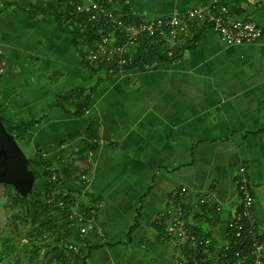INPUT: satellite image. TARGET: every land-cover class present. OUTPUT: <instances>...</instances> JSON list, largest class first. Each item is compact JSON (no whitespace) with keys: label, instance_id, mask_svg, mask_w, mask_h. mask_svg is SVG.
Segmentation results:
<instances>
[{"label":"crops","instance_id":"crops-1","mask_svg":"<svg viewBox=\"0 0 264 264\" xmlns=\"http://www.w3.org/2000/svg\"><path fill=\"white\" fill-rule=\"evenodd\" d=\"M104 1L146 18L224 5L236 18L254 20L261 35L226 44L199 27L179 60L155 58L114 72L84 62L59 26V0H0V116L10 125L35 121L21 143L41 173L88 161L85 185L69 177L57 190L96 208L103 230L87 233L73 264H177L175 241L154 217L180 187L187 189L192 229L223 246L225 218L239 208L242 165L264 229V0ZM88 93L86 109L73 114L76 99ZM45 183L40 176L41 192ZM206 192L213 204H197Z\"/></svg>","mask_w":264,"mask_h":264},{"label":"built area","instance_id":"built-area-1","mask_svg":"<svg viewBox=\"0 0 264 264\" xmlns=\"http://www.w3.org/2000/svg\"><path fill=\"white\" fill-rule=\"evenodd\" d=\"M59 2L70 28L75 27L81 33L88 32V25L109 28V32L101 34L97 41L84 46L86 62L92 66L101 65L106 70L112 65L119 68L132 65L139 44L146 40L162 43V54L175 62L179 60L176 54L192 39L193 31L206 23L226 44L252 43L261 35L254 20L236 18L224 5L214 4V12L204 7H194L146 18L135 10L116 9L104 0ZM2 70L0 66V73ZM80 161L81 158L75 161L76 167L68 181L85 185L88 161L85 160L87 165L82 168L77 165ZM46 170L49 176L46 181L55 183L46 198L56 208V228L42 237L51 241L53 247L64 250L67 264H73V255L79 254L87 233L95 230L98 236H103V230L97 222L96 208L72 191L57 192L65 183L64 178L60 179L61 166L51 165ZM235 183L240 198L239 208L225 218L227 242L219 248L211 237L196 232L190 226L187 189L180 187L171 192L170 204L155 215L154 223L162 228L166 238L174 239L178 248L177 264H264V229L258 225L254 192L244 165L239 167ZM59 194H70L72 197L69 200L56 198ZM196 201L199 205L213 204V195L206 192ZM215 212L220 214L222 206L216 205ZM73 231L76 232V240L72 238Z\"/></svg>","mask_w":264,"mask_h":264},{"label":"trees","instance_id":"trees-1","mask_svg":"<svg viewBox=\"0 0 264 264\" xmlns=\"http://www.w3.org/2000/svg\"><path fill=\"white\" fill-rule=\"evenodd\" d=\"M58 6H60V4ZM39 12H44V13L47 12L48 13V12H50V10L48 11V10L42 9V10H39ZM55 15H56V18L58 20L59 26L64 31L71 34L73 42L76 44V46H78V48L81 52L80 54H81L84 62L86 63L85 54L82 53V49L80 48V46L81 45H83V46L91 45L92 43H94L95 41L98 40V38L101 34L108 33L109 28L107 26H104V25H97L95 27H91L88 25L87 26L88 32L87 33H81L75 27H73V28L68 27V25L66 23V14L65 13L55 12ZM202 27L208 28V27H210V24L206 23ZM203 28H201V29H203ZM198 31L199 30H196L194 35H193V38L191 40H189L185 45H183L179 49L178 53L175 56L177 59H180L183 51L186 48H190L191 46L194 45V43L196 42V40L199 37ZM162 49H163L162 43H156V42H153L151 40H146V41L142 42L141 44H139L132 65L124 66L123 68H119L115 65H112V66L107 67V71H109L111 69L115 72V71H119L122 69H128V68H131V67H133L139 63L150 64L155 60V58L171 60L162 54V52H161ZM88 101H89V93L86 94L85 96H82V97L79 96V98H77L75 101V108L72 111V113L75 115L81 114L86 109V107L88 105ZM0 118H1L2 122L5 124L7 131L10 132L11 134H14L17 142H18V140H20V141L22 140V138H23L24 134L26 133L28 127H30L32 123H35V121H33V122H29V123L11 124L10 125V124L5 123L1 116H0ZM90 138L96 139L97 135L93 134ZM33 162L34 161L30 157H28V167L34 173V184H33L32 192L30 194V198L26 200L24 198L18 197L15 194V192L13 191L12 186H10V189H11L10 196L15 202L25 203V205L27 206V209H29L32 213L35 214V216L39 219L40 230H41V234L43 235L44 233H46L48 231H52L56 228V219L54 218V213L56 212V208L53 206V204L47 202V198H46L47 192L52 191L53 187L55 186V183L52 184V183L46 181L45 186H44V190L41 192L37 188V181L39 180V177L42 175H44L45 179L48 180V178H49L48 172L45 168L44 171L41 173L35 167L31 166V163H33ZM35 163L37 164V162H34V164ZM34 166L38 167V165H34ZM72 170H73L72 163L62 165L61 166V173L62 174H61L60 179L69 178L71 176ZM61 197L65 198L66 200H69L72 196L70 194H67V195L59 194L56 196V198H61ZM160 229L162 230L161 227H160ZM73 257H74V259L80 258V256L78 254H74ZM54 263H57V264H67L68 263L67 262V254L64 252V250L58 249L57 247H53V253L48 258L47 264H54Z\"/></svg>","mask_w":264,"mask_h":264},{"label":"rangeland","instance_id":"rangeland-1","mask_svg":"<svg viewBox=\"0 0 264 264\" xmlns=\"http://www.w3.org/2000/svg\"><path fill=\"white\" fill-rule=\"evenodd\" d=\"M18 144L27 155L20 140ZM77 165L82 168L87 162L81 160ZM72 166L76 167L75 162ZM10 186L0 184V264H47L54 244L41 236L39 219L25 203L11 198Z\"/></svg>","mask_w":264,"mask_h":264},{"label":"water","instance_id":"water-1","mask_svg":"<svg viewBox=\"0 0 264 264\" xmlns=\"http://www.w3.org/2000/svg\"><path fill=\"white\" fill-rule=\"evenodd\" d=\"M0 184H9L15 194L29 199L34 184V173L28 167V157L14 134L7 131L0 118Z\"/></svg>","mask_w":264,"mask_h":264}]
</instances>
